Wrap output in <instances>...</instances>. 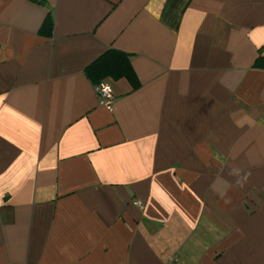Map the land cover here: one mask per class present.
<instances>
[{
    "label": "crops",
    "instance_id": "crops-1",
    "mask_svg": "<svg viewBox=\"0 0 264 264\" xmlns=\"http://www.w3.org/2000/svg\"><path fill=\"white\" fill-rule=\"evenodd\" d=\"M109 48L139 82L103 78L111 110ZM12 262L264 264V0H0Z\"/></svg>",
    "mask_w": 264,
    "mask_h": 264
},
{
    "label": "trees",
    "instance_id": "trees-1",
    "mask_svg": "<svg viewBox=\"0 0 264 264\" xmlns=\"http://www.w3.org/2000/svg\"><path fill=\"white\" fill-rule=\"evenodd\" d=\"M53 18L48 14L39 28L41 35L50 36L52 32ZM254 63L258 66V60ZM85 75L95 84H99L105 77H125L131 82L133 88L139 86L138 79L132 69L129 54L118 49L109 48L84 68Z\"/></svg>",
    "mask_w": 264,
    "mask_h": 264
},
{
    "label": "built area",
    "instance_id": "built-area-1",
    "mask_svg": "<svg viewBox=\"0 0 264 264\" xmlns=\"http://www.w3.org/2000/svg\"><path fill=\"white\" fill-rule=\"evenodd\" d=\"M96 93L98 97L99 104L102 106L107 107L108 109H112L113 107V91L109 83L105 81H101L99 84L96 85ZM135 204L142 209L143 203L141 201L135 200ZM10 264H22V263H15L12 262Z\"/></svg>",
    "mask_w": 264,
    "mask_h": 264
}]
</instances>
